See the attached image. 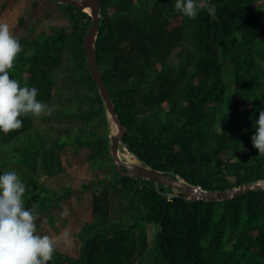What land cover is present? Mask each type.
<instances>
[{"label": "trees", "instance_id": "obj_1", "mask_svg": "<svg viewBox=\"0 0 264 264\" xmlns=\"http://www.w3.org/2000/svg\"><path fill=\"white\" fill-rule=\"evenodd\" d=\"M100 1L96 58L125 129L121 148L208 191L264 182L251 141L264 110V0H203L215 15L204 7L194 19L175 0ZM10 2L24 4L10 78L53 112L0 131V175L15 171L25 208L49 221L74 197L92 206L74 232L76 254L56 246L47 264H264V190L193 201L118 172L84 50L91 16L56 0H0V9ZM64 154L93 175L72 174Z\"/></svg>", "mask_w": 264, "mask_h": 264}, {"label": "clouds", "instance_id": "obj_2", "mask_svg": "<svg viewBox=\"0 0 264 264\" xmlns=\"http://www.w3.org/2000/svg\"><path fill=\"white\" fill-rule=\"evenodd\" d=\"M174 7L190 19L204 7L209 15L214 16L216 12L215 5L208 6L203 0H175ZM21 51L10 26L0 23V131L5 134L23 127L21 115L39 117L53 112V108L36 99L38 90L35 87H21L17 80L10 78L8 70L13 68ZM255 126L251 141L259 154H264V110L260 111ZM25 192V184L15 171L0 175V264H47L53 258L58 240L70 243L67 228L55 240L37 233L39 217L33 210L25 208L22 199ZM68 215L65 208L61 216Z\"/></svg>", "mask_w": 264, "mask_h": 264}, {"label": "water", "instance_id": "obj_3", "mask_svg": "<svg viewBox=\"0 0 264 264\" xmlns=\"http://www.w3.org/2000/svg\"><path fill=\"white\" fill-rule=\"evenodd\" d=\"M56 1L59 3L73 5L79 10L87 12L92 18L91 26L84 38V43H83L84 50L86 52L90 72L105 101L111 126L113 123H115L118 127L117 132L115 134L111 133V154L113 157L115 168L118 172L125 174L129 177H143L147 180L158 181L164 185L182 190L185 192V194H188L189 198L193 201L230 200L253 190H264V182H260L256 184L242 186L240 188L231 191H208V190H204L199 185L192 186L186 183L184 180L172 178L142 163L133 164L122 161L120 157V145L125 129L121 125L118 119L115 110V105L111 99L110 93L107 89V86L105 84L102 72L98 66V62L96 58V42L100 30V20H101V14H100L101 1L100 0H56ZM123 168H125L126 171H123Z\"/></svg>", "mask_w": 264, "mask_h": 264}, {"label": "rangeland", "instance_id": "obj_4", "mask_svg": "<svg viewBox=\"0 0 264 264\" xmlns=\"http://www.w3.org/2000/svg\"><path fill=\"white\" fill-rule=\"evenodd\" d=\"M23 7V2H10L5 9H0V23H7L10 26L12 34L16 33L19 30V17L22 13ZM114 125L115 123L112 124L113 130L115 129ZM63 157L65 165L72 174L80 178L91 177L93 175L92 173L81 169L78 165V161L68 156V154H64ZM120 157L124 162L132 163V161H134V164L140 163L134 156L129 154L126 149H122L121 146ZM174 189L176 194L183 195L189 198L188 194H185L184 191H180L176 188ZM62 206V209L54 212L52 221H49V219L44 214H42L41 211L36 210L35 213L39 217L37 221V233L41 236L48 235L55 240L56 238L61 237V233L65 230V228H67L70 234V243L65 244L61 239L56 242V246L64 251L71 253L72 255H75L77 252V238L74 232L81 223L92 217L91 199L89 196H84L81 198L74 197L71 200L64 202ZM65 208L68 209L69 215L63 217L61 216V213ZM154 233L155 228L149 227L150 243H152L153 241Z\"/></svg>", "mask_w": 264, "mask_h": 264}, {"label": "bare ground", "instance_id": "obj_5", "mask_svg": "<svg viewBox=\"0 0 264 264\" xmlns=\"http://www.w3.org/2000/svg\"><path fill=\"white\" fill-rule=\"evenodd\" d=\"M114 126H115V129L113 130V126H112V129H111V133H112V134H115V132H116V130H117V128H118L116 124H115ZM132 163L134 164L135 162L132 161Z\"/></svg>", "mask_w": 264, "mask_h": 264}]
</instances>
